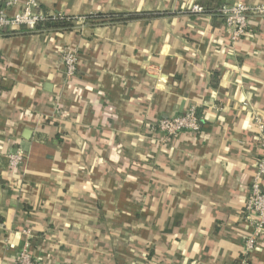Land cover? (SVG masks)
Wrapping results in <instances>:
<instances>
[{
  "label": "crops",
  "instance_id": "1",
  "mask_svg": "<svg viewBox=\"0 0 264 264\" xmlns=\"http://www.w3.org/2000/svg\"><path fill=\"white\" fill-rule=\"evenodd\" d=\"M199 1L38 0L49 14L153 16L0 32V264L27 240L44 264H239L261 153L264 14L232 43L220 16L191 10ZM191 105L199 132L151 131ZM17 148L26 158L11 170ZM250 264H264V234Z\"/></svg>",
  "mask_w": 264,
  "mask_h": 264
},
{
  "label": "built area",
  "instance_id": "2",
  "mask_svg": "<svg viewBox=\"0 0 264 264\" xmlns=\"http://www.w3.org/2000/svg\"><path fill=\"white\" fill-rule=\"evenodd\" d=\"M6 6H21L14 14H9ZM38 0H0V32L3 30H15L22 27L34 29L36 24L43 19L44 15L38 10ZM191 10L195 13L204 14L206 9L196 3ZM223 22L230 33V40L236 43L250 32V15L254 12L264 14V5L250 6L244 0H237L230 4H221L220 9ZM80 22L84 21L80 17ZM65 75L73 78L78 71L79 54L77 49H66L61 57ZM201 113L196 105H191L182 114H175L160 118L151 126V131L159 132L166 140L180 132L197 133L201 129ZM256 134L261 153L256 162V169L248 188V195L244 208L246 220L252 226V231L244 238L239 264H250V256L264 234V122L258 116L256 118ZM26 154L21 148L13 149L7 154L8 165L11 170H17L25 161ZM30 234L29 230H24ZM30 240L16 256V264H44L39 258L31 253Z\"/></svg>",
  "mask_w": 264,
  "mask_h": 264
},
{
  "label": "trees",
  "instance_id": "3",
  "mask_svg": "<svg viewBox=\"0 0 264 264\" xmlns=\"http://www.w3.org/2000/svg\"><path fill=\"white\" fill-rule=\"evenodd\" d=\"M198 4L202 5L206 9V13L211 14L215 17L220 16L221 13L219 11L221 2L219 0H200L197 2ZM38 10L43 13L44 17L41 19L34 29H30L27 27H22L20 29L15 30H3L2 33L5 35L14 34V33H34V32H41L47 31L51 29L55 30H71L76 28L77 26L84 24L85 26L89 27H97L103 26L107 24L113 23H124L131 20L143 18L145 16H153V13H137V12H129V13H95L90 14L87 16H83L84 21L80 22V16H68L63 14H49L48 12H43L38 7ZM223 20V18L221 17ZM214 86L218 83V78L214 77Z\"/></svg>",
  "mask_w": 264,
  "mask_h": 264
},
{
  "label": "water",
  "instance_id": "4",
  "mask_svg": "<svg viewBox=\"0 0 264 264\" xmlns=\"http://www.w3.org/2000/svg\"><path fill=\"white\" fill-rule=\"evenodd\" d=\"M90 31H91V28H90V27H86V28H85V32H86V33H90Z\"/></svg>",
  "mask_w": 264,
  "mask_h": 264
}]
</instances>
